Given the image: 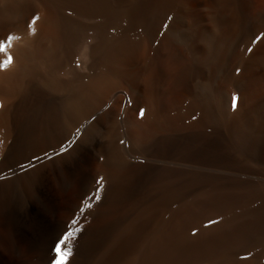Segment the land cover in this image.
<instances>
[{
  "label": "bare ground",
  "instance_id": "obj_1",
  "mask_svg": "<svg viewBox=\"0 0 264 264\" xmlns=\"http://www.w3.org/2000/svg\"><path fill=\"white\" fill-rule=\"evenodd\" d=\"M261 34L264 0H0V264L77 228L66 264H264Z\"/></svg>",
  "mask_w": 264,
  "mask_h": 264
},
{
  "label": "snow or ice",
  "instance_id": "obj_2",
  "mask_svg": "<svg viewBox=\"0 0 264 264\" xmlns=\"http://www.w3.org/2000/svg\"><path fill=\"white\" fill-rule=\"evenodd\" d=\"M165 27H167V25H165ZM261 37H264V34H261V36L257 37V40H259ZM11 39V38H10ZM4 50V45L2 43H0V51ZM249 51H252V49L250 48ZM11 63V60L9 59V61L5 62L3 65V67H7V65ZM237 104H238V97L237 96H233L232 97V108L236 109L237 108ZM144 112L145 110L141 109L139 112V115L141 117L144 116ZM61 152L64 151L63 148L60 149ZM97 200L100 199L99 193H97L96 197ZM89 207H91V205H89ZM210 223H215V221H211ZM72 224L75 225L76 221L73 220ZM75 232H79V229H74V230H70V231H66L64 233V235L62 236V238L56 243L55 247H54V252L56 253V256L52 262V264H66L70 253V249L69 250H62L63 246L69 241L70 238H72L75 234ZM195 234V233H194Z\"/></svg>",
  "mask_w": 264,
  "mask_h": 264
},
{
  "label": "rangeland",
  "instance_id": "obj_3",
  "mask_svg": "<svg viewBox=\"0 0 264 264\" xmlns=\"http://www.w3.org/2000/svg\"><path fill=\"white\" fill-rule=\"evenodd\" d=\"M83 217H84V215L80 214L78 216V218L77 217L73 218V220H75L76 223L80 225L79 227L81 230H83V228H85L88 225V223H90V221H91V218L89 219V218L84 217V219H83ZM83 225H85V226H83ZM78 238H79L78 236H74V237L70 238L69 241L67 242V244H70V243L75 244L76 242H78Z\"/></svg>",
  "mask_w": 264,
  "mask_h": 264
}]
</instances>
